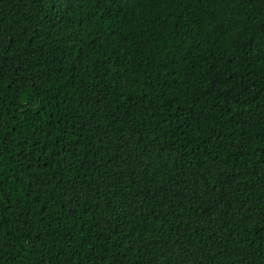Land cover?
Masks as SVG:
<instances>
[{
	"label": "trees",
	"instance_id": "trees-1",
	"mask_svg": "<svg viewBox=\"0 0 264 264\" xmlns=\"http://www.w3.org/2000/svg\"><path fill=\"white\" fill-rule=\"evenodd\" d=\"M0 264H264V0H0Z\"/></svg>",
	"mask_w": 264,
	"mask_h": 264
}]
</instances>
